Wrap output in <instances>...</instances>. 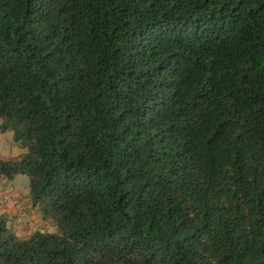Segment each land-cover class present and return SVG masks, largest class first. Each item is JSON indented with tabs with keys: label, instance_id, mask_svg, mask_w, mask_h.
Masks as SVG:
<instances>
[{
	"label": "trees",
	"instance_id": "1",
	"mask_svg": "<svg viewBox=\"0 0 264 264\" xmlns=\"http://www.w3.org/2000/svg\"><path fill=\"white\" fill-rule=\"evenodd\" d=\"M0 130V264H264V0H0Z\"/></svg>",
	"mask_w": 264,
	"mask_h": 264
},
{
	"label": "rangeland",
	"instance_id": "2",
	"mask_svg": "<svg viewBox=\"0 0 264 264\" xmlns=\"http://www.w3.org/2000/svg\"><path fill=\"white\" fill-rule=\"evenodd\" d=\"M25 151L18 143L13 140V133L11 130L2 132L0 130V157L3 159L18 158ZM30 178L25 174H17L13 179H8L0 175V194H10L15 197L17 202H21L25 208L30 210L31 197H30ZM1 199V198H0ZM6 203L0 200V212L5 211ZM35 213L42 219V213L39 206L36 207ZM8 226L10 225L12 216L6 213ZM17 217V216H16ZM46 228L39 229L47 233H55L56 228L49 220L46 221Z\"/></svg>",
	"mask_w": 264,
	"mask_h": 264
},
{
	"label": "crops",
	"instance_id": "3",
	"mask_svg": "<svg viewBox=\"0 0 264 264\" xmlns=\"http://www.w3.org/2000/svg\"><path fill=\"white\" fill-rule=\"evenodd\" d=\"M5 211L0 212V218L6 219V213L12 216L10 225L19 235H27L31 233L36 226L40 227V219L36 213L25 212L23 218L20 219L16 214L15 208L11 203H6ZM17 216V217H16ZM7 221V219H6Z\"/></svg>",
	"mask_w": 264,
	"mask_h": 264
},
{
	"label": "built area",
	"instance_id": "4",
	"mask_svg": "<svg viewBox=\"0 0 264 264\" xmlns=\"http://www.w3.org/2000/svg\"><path fill=\"white\" fill-rule=\"evenodd\" d=\"M0 200L3 201L4 203H16L15 200L12 198V196L10 194H4V195H1L0 194Z\"/></svg>",
	"mask_w": 264,
	"mask_h": 264
},
{
	"label": "clouds",
	"instance_id": "5",
	"mask_svg": "<svg viewBox=\"0 0 264 264\" xmlns=\"http://www.w3.org/2000/svg\"><path fill=\"white\" fill-rule=\"evenodd\" d=\"M15 208V207H14ZM16 209V208H15Z\"/></svg>",
	"mask_w": 264,
	"mask_h": 264
}]
</instances>
